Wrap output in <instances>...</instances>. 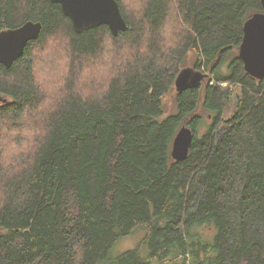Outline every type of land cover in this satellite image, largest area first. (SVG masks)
<instances>
[{"label":"trees","instance_id":"16d2710c","mask_svg":"<svg viewBox=\"0 0 264 264\" xmlns=\"http://www.w3.org/2000/svg\"><path fill=\"white\" fill-rule=\"evenodd\" d=\"M117 4L128 27L113 35L106 25L74 32L50 0H0V31L42 23L22 56L0 64V125L26 117L35 132L25 153L0 152V264H264V75L247 74L237 51L261 1L144 0L134 12ZM171 17L178 40L162 52ZM50 38L69 64L54 110L38 111L33 54ZM108 43L115 55L106 61ZM189 52L206 76L174 88L176 109L166 113ZM96 59L109 66L98 78L107 88L81 97L74 82ZM182 125L192 140L174 160ZM138 230L137 243L115 253Z\"/></svg>","mask_w":264,"mask_h":264},{"label":"water","instance_id":"95a60500","mask_svg":"<svg viewBox=\"0 0 264 264\" xmlns=\"http://www.w3.org/2000/svg\"><path fill=\"white\" fill-rule=\"evenodd\" d=\"M59 4L62 13L70 20L76 33L106 25L113 35L128 27L122 17L117 0H50ZM262 12H254L243 25V36L239 45L238 56L244 70L250 76L262 78L264 75V0H260ZM42 23L27 20L15 28L0 31V64L9 68L22 56L25 45L40 35ZM206 74L191 66L182 67L174 80L176 92L200 83ZM0 100H5L1 99ZM181 126L173 137L171 158L185 159L192 140V131Z\"/></svg>","mask_w":264,"mask_h":264},{"label":"rangeland","instance_id":"374dc122","mask_svg":"<svg viewBox=\"0 0 264 264\" xmlns=\"http://www.w3.org/2000/svg\"><path fill=\"white\" fill-rule=\"evenodd\" d=\"M142 1L144 0H123L124 7H128L131 11H137L140 10ZM170 20H173L177 22L176 18L171 17L169 20L166 21L165 33L169 34L171 30L174 28L175 23H172ZM62 38V37H60ZM57 38H50L47 40L46 43H44L42 46H44L43 49L34 51L33 59H35V64H39L41 68L46 69L43 71L39 78H37V74L34 72L35 80L40 85V89L44 93L45 100L47 98H51L53 96L52 93L47 91L48 85L53 83L54 81L64 79V75H66L68 68L69 60L66 58L65 51L59 45ZM38 52H44L45 55H36ZM98 59V58H97ZM95 60V65L98 66L95 69H91V71L87 70L86 67H84V72L80 74H87L90 77L92 75L98 79L100 77H104L109 73V66L102 60ZM193 59L194 55H192L190 52L188 54V58L186 60L185 66H192L193 65ZM62 62V63H61ZM205 72V71H204ZM206 73V72H205ZM92 74V75H91ZM204 80L201 81L203 83ZM175 90L173 85V90L170 91L167 95H165L163 101H164V107L166 113H173L176 109L175 106ZM44 100V101H45ZM47 104L42 103L39 107L38 111H43L46 109ZM232 110V104L228 107L227 111L225 113H229ZM203 121L206 124L210 122V117H204ZM27 118L23 117L20 125L18 126H10L7 125V123H4L0 125V152L2 154V158L4 159L5 156L12 154L13 152H22L25 153L24 150H27V148L31 145V141L35 138V132L32 128L27 127ZM204 125V126H205ZM181 127V126H180ZM7 128V130H5ZM202 235L208 236L212 231L207 230L206 228H201ZM142 235V231L138 230L132 233L131 235L122 238L119 240L114 248L115 253H120L122 250L128 249L130 247H133L137 241L140 239V236Z\"/></svg>","mask_w":264,"mask_h":264},{"label":"clouds","instance_id":"9594fccd","mask_svg":"<svg viewBox=\"0 0 264 264\" xmlns=\"http://www.w3.org/2000/svg\"><path fill=\"white\" fill-rule=\"evenodd\" d=\"M175 40H178V37L175 38H170L167 33H165V39L161 43V51L162 52H167L171 47L174 46ZM147 41L145 40L144 44L146 45ZM112 48V45L110 43L107 44L106 50L101 53V56L104 60L108 61L110 60L111 57L115 55L113 51L110 49ZM140 51L143 53L146 51V47L142 45L140 47ZM127 52V48H122L120 49V58L116 60V63L119 64L122 62L123 55ZM36 55H45L44 52H38ZM62 63V62H61ZM34 72L37 74V78H39V75L45 71L46 69L41 68L39 64H35L33 66ZM63 86H64V81L63 79L54 81L53 83L48 85L47 91L53 94V98H47L43 103L50 105L51 109L54 110L55 104L53 103L54 98H59L63 94ZM107 88V83L104 82L101 84V82L97 80H92L89 78V76L85 73L79 76L76 81L74 82L73 85V90L78 92L81 97H86L90 93H93L95 95H99L102 93L105 89ZM18 169H13L10 172H6V175H11L12 172L17 171Z\"/></svg>","mask_w":264,"mask_h":264},{"label":"bare ground","instance_id":"6f19581e","mask_svg":"<svg viewBox=\"0 0 264 264\" xmlns=\"http://www.w3.org/2000/svg\"><path fill=\"white\" fill-rule=\"evenodd\" d=\"M175 88V87H174ZM182 126H184V125H182ZM185 127V126H184ZM187 127V126H186ZM177 131V130H176ZM176 134V133H175ZM172 147V146H171ZM190 147V146H189ZM189 150V149H188ZM171 153V152H170ZM188 153V152H187Z\"/></svg>","mask_w":264,"mask_h":264}]
</instances>
